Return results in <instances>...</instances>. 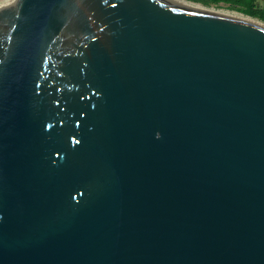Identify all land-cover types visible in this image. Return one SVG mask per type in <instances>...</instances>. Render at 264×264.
Here are the masks:
<instances>
[{"label":"water","instance_id":"1","mask_svg":"<svg viewBox=\"0 0 264 264\" xmlns=\"http://www.w3.org/2000/svg\"><path fill=\"white\" fill-rule=\"evenodd\" d=\"M0 264H264V27L0 4Z\"/></svg>","mask_w":264,"mask_h":264},{"label":"bare ground","instance_id":"2","mask_svg":"<svg viewBox=\"0 0 264 264\" xmlns=\"http://www.w3.org/2000/svg\"><path fill=\"white\" fill-rule=\"evenodd\" d=\"M8 0H0V4L6 2ZM183 4H186L188 6H191L193 8H196L198 10H202V11H206V12H210V13H214V14H218V15H223V16H229V17H235V18H241L247 21H250L252 23L258 24L262 27H264V21L257 18V17H253L247 14H244L240 11L237 10H229V9H222V8H216V7H209L206 5H203L199 2H194V1H190V0H177Z\"/></svg>","mask_w":264,"mask_h":264},{"label":"trees","instance_id":"3","mask_svg":"<svg viewBox=\"0 0 264 264\" xmlns=\"http://www.w3.org/2000/svg\"><path fill=\"white\" fill-rule=\"evenodd\" d=\"M194 2H208L227 4L229 7L236 9L244 14L257 17L264 21V6H258L256 0H190Z\"/></svg>","mask_w":264,"mask_h":264},{"label":"rangeland","instance_id":"4","mask_svg":"<svg viewBox=\"0 0 264 264\" xmlns=\"http://www.w3.org/2000/svg\"><path fill=\"white\" fill-rule=\"evenodd\" d=\"M203 5L209 6V7H216V8H222V9H229V10H236L232 7H229L227 4H224L222 2L213 4V3H208V2H199ZM256 3L258 6H264V0H256Z\"/></svg>","mask_w":264,"mask_h":264}]
</instances>
